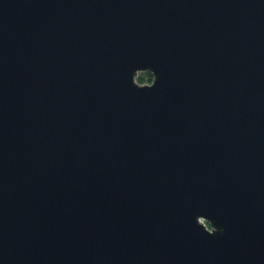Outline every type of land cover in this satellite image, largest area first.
I'll return each mask as SVG.
<instances>
[{
  "label": "water",
  "instance_id": "water-1",
  "mask_svg": "<svg viewBox=\"0 0 264 264\" xmlns=\"http://www.w3.org/2000/svg\"><path fill=\"white\" fill-rule=\"evenodd\" d=\"M0 264H264V0H0Z\"/></svg>",
  "mask_w": 264,
  "mask_h": 264
},
{
  "label": "trees",
  "instance_id": "trees-1",
  "mask_svg": "<svg viewBox=\"0 0 264 264\" xmlns=\"http://www.w3.org/2000/svg\"><path fill=\"white\" fill-rule=\"evenodd\" d=\"M146 75H147V78H145L144 76H141L140 78H138V81L141 83H143V82H146V81H148V82H151L152 81V74H150V73H148V72H146L145 73Z\"/></svg>",
  "mask_w": 264,
  "mask_h": 264
},
{
  "label": "rangeland",
  "instance_id": "rangeland-1",
  "mask_svg": "<svg viewBox=\"0 0 264 264\" xmlns=\"http://www.w3.org/2000/svg\"><path fill=\"white\" fill-rule=\"evenodd\" d=\"M146 72H141V73H139V76H138V78H140L141 76H144L145 78H147V75L145 74ZM138 78H137V82L138 83H140L139 81H138ZM152 82V81H151ZM151 82H148V81H146V82H141L142 84H151ZM140 83V84H141Z\"/></svg>",
  "mask_w": 264,
  "mask_h": 264
}]
</instances>
